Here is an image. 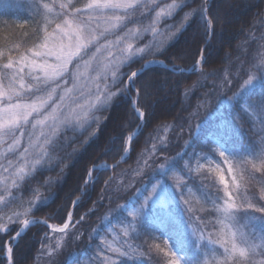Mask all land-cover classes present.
Segmentation results:
<instances>
[{"label":"snow or ice","instance_id":"6c2138e0","mask_svg":"<svg viewBox=\"0 0 264 264\" xmlns=\"http://www.w3.org/2000/svg\"><path fill=\"white\" fill-rule=\"evenodd\" d=\"M23 7L31 32L0 50V264H264V0ZM102 137L123 154L66 191Z\"/></svg>","mask_w":264,"mask_h":264},{"label":"trees","instance_id":"16d2710c","mask_svg":"<svg viewBox=\"0 0 264 264\" xmlns=\"http://www.w3.org/2000/svg\"><path fill=\"white\" fill-rule=\"evenodd\" d=\"M245 5H247L248 0H244ZM262 3V0H251V4L253 5H260ZM258 13V7L252 6L248 7L245 6L244 10L237 15V24L236 28H240L242 24L247 22L248 24H251L254 22V17ZM27 17V12L23 7V0H0V50L4 52L5 60L8 56V49L13 47L16 43H20L22 40V34L24 32H31V22H29L28 25L25 26V28L20 29L16 28L15 24L17 22L22 21ZM7 21L8 23H5ZM255 35H259V33H255ZM183 43V42H182ZM244 43V36L238 35L237 39L233 43V47H237L239 45H243ZM255 47V46H254ZM160 74H164L163 69H159ZM176 100L175 95H173L168 103L170 104V107L168 108V111L172 114H175L176 111L179 108V103H174ZM192 103L195 104L196 100L193 98ZM202 115L208 116V122L212 123L215 120V114L211 113V110L207 113H202ZM171 119V116L168 117ZM154 127V126H153ZM148 130H145V135H147ZM143 136L140 137V140H143ZM182 143V142H181ZM102 145H103V137L101 138V141L99 143H93L89 146L87 152H85L73 165L72 174L68 177L67 183L65 184V190L68 189H75L80 183L83 182V175L86 173V168L84 172H81L80 178L77 179L76 173L78 170L81 169L82 165H85L87 163L95 162L98 164L107 163L109 165L115 164L116 161L120 158V155H122V151L119 153L113 152L108 155H101L102 151ZM178 150V149H175ZM174 150V151H175ZM137 153L133 152L131 154V159H129L126 163H122L117 171H123L124 169L130 168V166H134L135 164V157ZM106 177H102L101 183L96 185L95 191L91 193V199L86 200V202L83 204V206L77 211L76 215H80L82 212L87 211L89 207H91L92 200L98 198L99 189L102 185L103 179ZM47 211V210H45ZM106 211L105 208H101L97 212V216H102ZM43 215V213L41 214ZM97 216H93L92 219L88 222L89 225H95L97 222ZM56 222V221H53ZM36 229L33 228L28 233V238L32 237V233L35 232ZM39 245L35 243V240H33V243L26 249L21 251V257L22 258H32L35 259L36 251L35 249ZM69 252L72 251L71 248L68 250ZM18 257V258H21ZM71 256H68L69 264H71Z\"/></svg>","mask_w":264,"mask_h":264}]
</instances>
